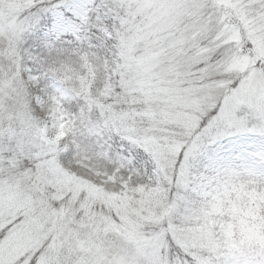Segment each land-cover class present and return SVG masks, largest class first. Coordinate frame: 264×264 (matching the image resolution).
Masks as SVG:
<instances>
[{
	"label": "rangeland",
	"instance_id": "1",
	"mask_svg": "<svg viewBox=\"0 0 264 264\" xmlns=\"http://www.w3.org/2000/svg\"><path fill=\"white\" fill-rule=\"evenodd\" d=\"M41 1L0 0V28L11 37L7 54L31 24L17 18V9ZM42 16L49 24L38 29L55 35L117 20L126 54L137 51L132 59L138 69L155 80L142 83L148 113L163 126L192 132L167 211L182 243L201 251L187 264H264V0H60ZM7 84H0L3 92L14 90ZM1 118L0 229H8L0 264L16 263L47 236L48 249L37 264H184L161 255L158 239L124 226L133 210L117 191L67 173L52 158L27 165L17 129ZM39 122L31 131L36 138L59 136L54 118ZM160 133L137 142L170 166L182 146L180 130ZM115 151L126 157L121 146ZM97 199L114 207L118 222L92 210ZM168 202L160 203L161 218ZM110 229L120 233L122 244L104 239Z\"/></svg>",
	"mask_w": 264,
	"mask_h": 264
},
{
	"label": "trees",
	"instance_id": "2",
	"mask_svg": "<svg viewBox=\"0 0 264 264\" xmlns=\"http://www.w3.org/2000/svg\"><path fill=\"white\" fill-rule=\"evenodd\" d=\"M59 1L43 0L17 9V18H28L31 24L19 33L12 55L6 52L11 37L0 28V84L7 80V86L14 87L9 92L0 89L1 120L17 129L21 138L20 157L27 165L34 167L37 159L52 158L67 173L107 193L117 191L129 201L127 208L133 210L129 211L128 220L123 221L130 232L158 239L161 255L167 254L184 264L192 262L195 258L192 253L201 251L182 243L167 216L182 153L192 132L183 127L163 126L148 113L150 101L142 83L145 77L155 80L138 69V61L132 59L138 55L137 51L131 56L126 54L127 40L116 29L117 20L107 19L103 28L86 32L81 27L76 33L55 35L38 29L37 24H49L42 19L43 11L47 12ZM244 50L252 58L256 56L246 42ZM230 80L233 87L235 78ZM36 97L39 104L35 103ZM44 117L59 122V136L48 140L33 135L31 131L42 125L35 123ZM206 120L207 117L201 120L199 126ZM173 127L180 130L177 138L182 146L173 163L167 166L164 157L140 146L137 139L160 137L161 128ZM120 146L126 154L124 158L115 151ZM37 154L40 155L36 157ZM192 195L188 193L191 198ZM165 200L169 201V207L161 218L160 203ZM152 206L154 210L149 212ZM91 207L118 222L114 207L102 200H95ZM7 229L8 226L0 229V241ZM104 239L120 244L123 240L114 229L107 230ZM49 242L50 236L45 237L31 254L14 264L26 258V264H37Z\"/></svg>",
	"mask_w": 264,
	"mask_h": 264
}]
</instances>
